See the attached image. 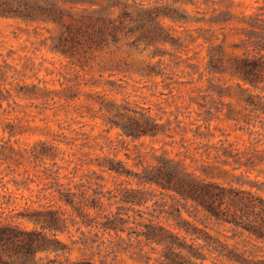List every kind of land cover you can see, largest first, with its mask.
Listing matches in <instances>:
<instances>
[{
  "label": "trees",
  "instance_id": "16d2710c",
  "mask_svg": "<svg viewBox=\"0 0 264 264\" xmlns=\"http://www.w3.org/2000/svg\"><path fill=\"white\" fill-rule=\"evenodd\" d=\"M172 1L0 0V17L39 22L52 29L36 49L45 46L69 63L63 68L54 65L52 70L59 89H39L37 84L26 85V52L3 47L0 106L13 95L26 98L37 89L52 93L62 105H73L84 86L98 84L90 81L92 66L87 63L94 52L122 43L138 49L141 39L148 46L166 43L171 40L166 19L206 20L192 19L185 6H176L196 4V0ZM262 10L240 17L246 23V37L234 47L241 53L225 58L224 39L217 43L208 52L203 75L191 77L194 93L188 92L187 103L176 105L174 111L162 109L166 116L138 103L132 106L129 100H109L103 93L98 108L73 107L72 123H81L80 127L59 123L51 137L23 142L20 148L36 170L32 174L46 186L36 206L26 203L11 213L17 208H10L5 197L10 190L0 176V264H117L120 253L129 254L138 264H264V138L257 131L249 140L251 147L243 150L224 139L210 142L215 136L211 122L220 119V109L211 101L230 89L219 82L224 72L242 95L247 94L245 107L264 116ZM227 15L233 16L225 10L208 20L225 22ZM0 43L4 46L2 39ZM16 54L19 64L9 61ZM109 62L100 64L101 70H109L110 75L123 71L118 61ZM126 70L158 73L152 63ZM204 75L207 83L200 86L197 82ZM225 114L232 118L229 111ZM97 117L107 125L106 132L118 130L116 138L93 136L84 129L83 119ZM13 133L10 129L9 138L0 139V163L10 158L7 151L13 148L9 143ZM143 137L161 145L146 144L140 140ZM94 150L101 153L92 154ZM121 152L125 157L119 156ZM238 169L239 174L232 172ZM106 175L112 177V186H106ZM82 225L89 227L88 232ZM72 227L82 234L80 239L71 238ZM100 232L108 237L100 239ZM61 234H68L70 240ZM94 244L97 251L71 257L80 245L92 248Z\"/></svg>",
  "mask_w": 264,
  "mask_h": 264
},
{
  "label": "rangeland",
  "instance_id": "374dc122",
  "mask_svg": "<svg viewBox=\"0 0 264 264\" xmlns=\"http://www.w3.org/2000/svg\"><path fill=\"white\" fill-rule=\"evenodd\" d=\"M165 1L173 3L172 0H157V3L162 4ZM196 1V4L184 5L180 3L176 6L180 8L185 6L192 19L198 17L206 20H191L183 23L166 19L165 26H167L166 30L170 35V41L158 43L156 46H148L146 41L141 39L137 45L138 49L122 43L119 46L111 45L105 51L94 52L87 63L92 66L89 71L90 81H96L98 84L92 87L84 86L80 97L74 100L73 105H62L56 96H52V93L46 95L43 90L38 89L26 98L13 95L8 101H3L0 106V139L2 137L4 139L9 138L10 129L14 131L9 139L10 146L13 148L9 149L10 153L7 151L10 158L4 163H0V176L6 181L7 189L10 190L5 193V197L11 202L10 208H17L11 213L22 210L27 205L26 203L36 206L40 196L44 193L43 188L46 186L40 182L36 175L32 174L36 170L33 169V163L30 162L28 153L20 148L23 142L26 144L33 143L39 138L51 137L50 135L59 129V123L64 125L72 123V120L76 118L72 112L73 107L83 109L86 105V107L98 108L97 99L103 93H107L106 98L109 100L118 103L129 100L132 106L138 103V105H142L153 112L156 111L160 115L166 116L162 109H166L167 112L174 111L176 105L183 106L187 103L188 92L194 93V84L190 82L191 77L197 78L203 75L201 71L207 65L208 52L217 43L224 39L225 58L241 53V48L234 47L235 43L242 42V38L246 37V23L241 22L240 17L242 14L257 15L264 8V3L260 0ZM225 10H229L233 14V16L227 15L230 18L225 22L218 23L208 20L215 13H221ZM50 30L48 26L39 22H25L19 19L0 17V39L4 43V46L0 43V50L4 51L3 47L6 46L15 48L21 54L26 52V85L28 86L37 84L39 89L44 86L50 89L60 88L56 80L57 75L52 70L54 65L63 68L69 64L68 58L50 52L45 46L36 49L39 47V43L46 40V37L54 32L52 29ZM137 34L138 31L132 36ZM14 57V59L10 58L9 61L19 64L20 60L17 54ZM112 60L118 61L117 63H120L123 71L110 75L109 70H101L100 64ZM147 63H152L158 73L140 75L126 70ZM205 77L204 75L201 80H198L197 84L202 86L207 83ZM222 78L219 82L230 85L229 93L221 96L216 95L213 101H211V97H207L220 109V119H214L211 122L215 136L210 139V142L219 143V140L224 139L233 142L235 147L243 150L248 146L251 147L249 140L255 134L258 135L257 131L261 132L260 136L264 138V128H261V125H264V116H258L245 107L244 99H247L248 96L247 94L242 95L240 88L229 81V73H222ZM11 79L9 78V80ZM169 87L173 88L172 92L169 91ZM87 94L91 95L90 98H87ZM228 111L232 118L226 117L225 113ZM196 116V112L192 111L191 118ZM179 117L184 118L183 115H179ZM83 120L87 123L84 125V129L90 131L93 136L116 138L118 130L113 129L109 133L106 132L107 125L101 118H85ZM72 125L78 128L81 123L73 122ZM250 130L254 132L253 135L249 134ZM188 135L191 133L189 132ZM140 140L146 144L161 145L160 141H154L150 137H143ZM130 148L133 149L132 144H130ZM166 148L172 149L169 145H166ZM94 153H101V151L94 150L92 154ZM119 156L125 157V154L121 152ZM225 167L231 170L230 165ZM134 169L137 168L134 167ZM232 172L239 174L240 169L232 170ZM27 173L29 176L31 173V178L26 177ZM251 175L253 176L254 173ZM105 183L106 186H112V177L106 175ZM132 185H135L133 181ZM32 200L37 202H32ZM130 213L132 212L130 211ZM193 213L203 218L201 213L195 211ZM18 221L32 226L25 220L20 219ZM82 229L88 232L89 227L82 225ZM91 232L93 233V231ZM71 233V238L74 239H80L82 236L79 231L75 230V227H72ZM60 236L64 240H70L68 234H61ZM99 237L105 239L108 234L100 232ZM80 247V249L73 251L72 258L91 254L92 250L97 251L96 244L92 248H84L82 245ZM95 258H98V254H95ZM116 263L138 264L127 253H120Z\"/></svg>",
  "mask_w": 264,
  "mask_h": 264
}]
</instances>
